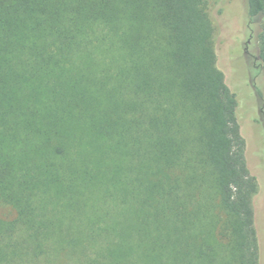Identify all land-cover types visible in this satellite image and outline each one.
Returning a JSON list of instances; mask_svg holds the SVG:
<instances>
[{
	"label": "trees",
	"instance_id": "obj_1",
	"mask_svg": "<svg viewBox=\"0 0 264 264\" xmlns=\"http://www.w3.org/2000/svg\"><path fill=\"white\" fill-rule=\"evenodd\" d=\"M208 6L0 0V264H259Z\"/></svg>",
	"mask_w": 264,
	"mask_h": 264
},
{
	"label": "rangeland",
	"instance_id": "obj_2",
	"mask_svg": "<svg viewBox=\"0 0 264 264\" xmlns=\"http://www.w3.org/2000/svg\"><path fill=\"white\" fill-rule=\"evenodd\" d=\"M208 12L214 28V44L220 53V68L229 86L238 94L237 114L241 115V128L248 147L249 169L259 182V194L253 207L259 264H264V114L260 112L262 107L264 109V67L257 56L255 41L259 22L248 18L247 0H209ZM6 210L0 205V216L7 214Z\"/></svg>",
	"mask_w": 264,
	"mask_h": 264
},
{
	"label": "flooded vegetation",
	"instance_id": "obj_3",
	"mask_svg": "<svg viewBox=\"0 0 264 264\" xmlns=\"http://www.w3.org/2000/svg\"><path fill=\"white\" fill-rule=\"evenodd\" d=\"M246 53H247V51H246ZM254 59V61L256 62L257 61V58L256 57H254L253 58ZM262 71V70H261ZM257 95H258V93H257ZM252 103L254 104V102L252 101ZM252 104V105H253ZM252 107V106H251ZM260 112L262 113V114H264V109H263V107H262V109H260ZM255 223V222H254ZM257 232V231H256ZM258 238V237H257ZM259 245V244H258Z\"/></svg>",
	"mask_w": 264,
	"mask_h": 264
}]
</instances>
